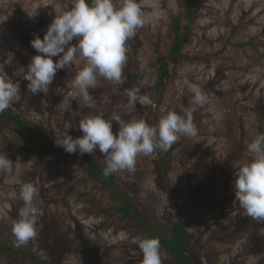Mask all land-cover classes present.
<instances>
[{
	"label": "rangeland",
	"instance_id": "obj_1",
	"mask_svg": "<svg viewBox=\"0 0 264 264\" xmlns=\"http://www.w3.org/2000/svg\"><path fill=\"white\" fill-rule=\"evenodd\" d=\"M187 2L138 0L144 23L132 41H127L124 82L138 63L144 78L136 86L150 96L153 104H137L136 110L129 112L124 109V86L117 88L103 78L90 90L87 106L81 107L84 102L79 100L70 102L71 80L83 66L82 60L69 70H58L45 92L30 94L23 77L32 53L18 31L29 39L37 34L41 37L55 14L70 7L71 0H0V63L12 56L5 71L19 83V97L10 107L32 121L44 135L57 137L69 129L76 138L82 135L79 122L85 115L103 113L109 118L118 112L125 120L143 118L154 125L168 111H179L181 105L192 107V93L183 85L184 79L202 86L206 101L193 112L198 135L181 137L166 152L140 155L134 172L116 173L117 191L126 192L143 218L152 220L167 235L172 222L191 207L193 215L188 212L186 217L190 231L193 238L202 237H198L200 245L193 253L194 264H264V221L248 216L235 200L234 192V174L248 160L247 143L255 135L264 134V0H194L191 34L183 48L190 60L181 64L166 61L170 77L161 79L156 59L167 57L173 45L174 17L181 18L182 26L188 23ZM245 43L249 45L238 47ZM205 86L215 89L210 91ZM118 127L113 122L114 133ZM240 139L245 143L243 157L227 164L235 141ZM0 152L14 162L11 175L0 174V242L14 250L36 254L47 264H142L138 243L144 235H133L130 225L106 213L114 205L113 193L87 181L78 165L61 163L55 154L30 152L9 132L0 140ZM93 156L104 164L99 150ZM42 160L45 164L36 168ZM28 182L39 189L34 203L43 215L37 223L36 237L18 247L12 224L23 206L20 186ZM59 185H63L60 195ZM70 186L73 192L65 195ZM196 194H200L199 207ZM55 198L57 205L53 203ZM50 228L55 229V235ZM251 235L256 242L250 241ZM44 242L55 249L49 251ZM0 264L35 263L22 256L0 253ZM163 264H172L169 255Z\"/></svg>",
	"mask_w": 264,
	"mask_h": 264
},
{
	"label": "clouds",
	"instance_id": "obj_2",
	"mask_svg": "<svg viewBox=\"0 0 264 264\" xmlns=\"http://www.w3.org/2000/svg\"><path fill=\"white\" fill-rule=\"evenodd\" d=\"M143 14L138 0H71L67 10L55 14L43 38L37 34L30 41L38 53L32 56L24 79L27 90L36 95L48 90L58 70L70 69L74 64L83 66L71 80V100H79L87 106L90 90L98 80L112 82L117 88L125 81L124 68L128 60L127 41L143 26ZM75 40V43H72ZM54 57L57 59L54 61ZM12 56L0 63V114L7 110L19 97V83L14 82L5 71ZM181 81H177L179 85ZM183 85L192 93L191 106H180L162 115L154 125L143 118L123 119L118 112L106 118L103 113L85 115L79 122L82 135L73 138L69 129L58 133L55 143L65 152L80 155L102 154L103 175L109 176L122 171L134 172L137 158L155 151H168L181 137L195 138L198 129L193 112L204 105L205 94L200 86L188 79ZM127 103L124 109L131 112L137 104L149 106L153 100L142 94L140 88L125 90ZM105 102L110 100L105 97ZM113 122L118 131L113 132ZM248 160L235 172V200L248 216L264 221V134H257L246 145ZM14 162L6 153L0 152V174L11 175ZM39 189L33 183L20 186L19 198L23 206L12 224L16 246L29 243L37 235V223L43 215L34 201ZM138 247L142 264H163L167 253L161 248L158 238L140 239Z\"/></svg>",
	"mask_w": 264,
	"mask_h": 264
},
{
	"label": "trees",
	"instance_id": "obj_3",
	"mask_svg": "<svg viewBox=\"0 0 264 264\" xmlns=\"http://www.w3.org/2000/svg\"><path fill=\"white\" fill-rule=\"evenodd\" d=\"M187 4L188 5L186 6V18L188 20V23L182 26L181 18L179 16L174 17L172 24V31L174 32H172L174 36L173 45L170 48L167 57H159L158 59H156L157 72L161 79H166L170 77V71L167 67L166 61H173L174 63L181 64L190 60L189 57L183 54V48L185 39H187V37H189L191 34L190 26L194 17V0H188ZM182 30L184 31V33L182 32ZM44 33L45 31H43L41 39L43 38ZM18 35L21 39L24 40L27 47L31 50L32 56H34L35 54L30 44V41L32 39H29L28 36H25L23 31H18ZM129 41H132V38ZM246 45H249V43L238 44V47H244ZM136 50L137 46L134 47L135 53ZM137 66L140 67V65L136 63L135 71L132 74L129 73L128 81L122 84L125 90L137 88L138 86L136 85L140 84L143 81L144 77L143 75H140L142 69L141 67L138 68ZM156 87L160 88V85L156 84ZM200 87L202 88V86ZM204 88L209 89L210 91H213L215 89L211 86H205ZM8 132L14 134L20 140V142L25 145V147L29 148L30 152H37L44 156H51L55 154L59 156L61 163L73 162L74 164L78 165L79 168L84 171V175L87 181H92L98 184V186L100 187L99 189L103 191H109L113 193V195L111 196V200L112 202H114V205L112 206V209L106 211V213L112 219L119 218L121 221H125L128 225H130V230H132L131 232L133 233V235L140 233L143 234L144 237L158 238L161 244V248L167 253V255H169L172 264H194L192 262L193 253L198 249L200 244L198 239L199 236L197 237V239L196 237L193 238L194 236L190 231V225L187 222L189 218L186 219L188 212L190 216L193 215L194 210L191 207L188 208L189 210H187L186 214L181 215L179 219L172 222L171 230L167 235L161 229L157 228L155 226L156 224H154L152 220H150L149 218H143V214L137 210L136 203L128 198L126 192L117 191L118 188H116V173L109 176H104L103 168L105 165L101 164V162L96 159L93 154L80 155L79 152L74 154H69L65 152L62 147H58L56 145L55 140L57 137L55 135H44L43 132L36 128L32 121L26 119L21 113L13 110L11 107H9L2 114H0V140L3 139L8 134ZM242 139L235 141L234 151L229 156L227 164L231 163V161L240 160L243 157L245 151V143ZM16 144L19 145V143ZM176 148L177 145L174 146V149ZM169 153L171 152H167V154ZM167 154H164L163 156V162L165 164L167 162ZM44 164L45 161L42 160L38 162L35 167L38 168L40 166H43ZM47 167H49L48 164ZM133 187L136 188L135 186ZM57 188H61L59 192L60 195L63 191V185L62 187L61 185H59L57 186ZM196 191H199V189H197ZM72 192L73 187L70 186L67 189L65 195H70ZM196 195L199 200L197 207H199L201 204V200L198 195L200 194ZM213 196L214 195H212L211 197ZM207 198L208 196L206 195L204 200H206ZM175 199L177 201L179 200L178 197ZM53 203L57 205L58 200L56 198L53 199ZM50 231L55 235V229L50 228ZM245 232H247V230H245ZM232 234L234 235V233ZM236 234L243 235L242 232L240 234L236 232ZM250 241L256 242V238L252 236L250 237ZM52 244L53 246L57 245L55 243ZM44 245L47 246L49 244L47 242H44ZM51 248V246H47V249H49V251ZM0 253H8L10 256L16 257L22 256L23 258H27L29 260L32 259L35 264H47L46 261L40 260V258L36 254L25 252L23 250H14L11 247L5 245L3 242H0ZM140 257L142 258V254H140Z\"/></svg>",
	"mask_w": 264,
	"mask_h": 264
}]
</instances>
